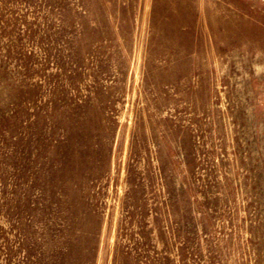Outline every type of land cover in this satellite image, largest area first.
Returning a JSON list of instances; mask_svg holds the SVG:
<instances>
[{"label": "rangeland", "instance_id": "obj_1", "mask_svg": "<svg viewBox=\"0 0 264 264\" xmlns=\"http://www.w3.org/2000/svg\"><path fill=\"white\" fill-rule=\"evenodd\" d=\"M0 264H264V0H0Z\"/></svg>", "mask_w": 264, "mask_h": 264}, {"label": "bare ground", "instance_id": "obj_2", "mask_svg": "<svg viewBox=\"0 0 264 264\" xmlns=\"http://www.w3.org/2000/svg\"><path fill=\"white\" fill-rule=\"evenodd\" d=\"M186 3H187V2H186ZM186 3H185V4H186ZM188 8H190V5H189V7H187L186 9H188ZM191 8H192V7H191Z\"/></svg>", "mask_w": 264, "mask_h": 264}]
</instances>
